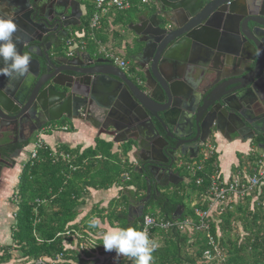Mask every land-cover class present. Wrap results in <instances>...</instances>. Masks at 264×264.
Masks as SVG:
<instances>
[{
	"label": "water",
	"instance_id": "95a60500",
	"mask_svg": "<svg viewBox=\"0 0 264 264\" xmlns=\"http://www.w3.org/2000/svg\"><path fill=\"white\" fill-rule=\"evenodd\" d=\"M0 2L16 9L15 35L22 43L20 33L35 34L41 24L35 21V10L23 14L30 0ZM149 4L138 23L129 26L137 38L132 58L144 63L143 89L108 60L83 51L69 59L51 55V48H46L40 55L33 52L38 58L32 57L28 77L10 81L0 76V122L22 124L42 117L43 123L34 130L38 132L63 120L78 121L103 130L115 144L130 145L134 154L153 147L165 158L152 173L154 182L164 188L183 182L173 169L175 154L187 148L182 155L197 159L213 130L234 129L230 136L237 134L250 143L255 138L257 148L264 151V0H149ZM78 6L81 14L72 11L68 19L83 16ZM22 43L17 47L23 54ZM9 125L0 126L1 139L11 133ZM244 132L252 135L245 137ZM22 150L26 152L25 147ZM147 186L145 199L129 208L130 219L142 217L151 201L152 180ZM183 208H178L177 219Z\"/></svg>",
	"mask_w": 264,
	"mask_h": 264
},
{
	"label": "trees",
	"instance_id": "16d2710c",
	"mask_svg": "<svg viewBox=\"0 0 264 264\" xmlns=\"http://www.w3.org/2000/svg\"><path fill=\"white\" fill-rule=\"evenodd\" d=\"M92 9L89 20L94 15V6ZM88 33L86 38H89ZM24 147L11 146L3 151L8 155ZM112 150L111 143L101 141L84 151L80 147H59L58 156L54 157L53 151L47 147L39 151L37 160H29L30 157L25 160L16 195L15 223L12 226L13 244L22 258L28 261L42 258L51 262L60 261L61 264H97L104 260L107 253L102 246V239L98 241V247L90 243L89 233L98 234L103 222H107L111 228L141 229L144 217L155 215V211L150 210L155 206L165 222L176 220L175 214L183 206V215L179 220L189 217L195 224L199 223L194 208L208 210V203L202 204L201 198L209 187V176L215 170H220L217 154L207 162L204 173L199 174L204 180L203 185L197 186L195 181L191 182L194 184V195L200 200L192 210L186 211L183 184L170 186L172 189L175 187L170 194L159 192L158 195L152 186L153 198L145 206L142 217L131 221L128 217L129 207L145 199L148 179L129 162L127 156L131 152L130 145L126 144L121 153H113ZM61 154L69 158L64 159ZM253 161V157L241 161V167L235 168L233 175L248 168V163ZM125 174L128 179H124ZM114 187H120L122 191L107 208L100 209L98 206L82 221H77L85 205V197L91 191H108ZM93 217L100 222L97 228L89 226ZM208 223L209 233L221 251L220 257L215 256L209 262L205 259L206 251L212 249L206 232L194 229L184 232L177 227L169 230L157 228L152 231V238L159 245L153 253V264H264V187L244 198L233 210L221 214L214 212ZM75 239L79 249L69 248ZM8 249H5L1 260L5 259ZM117 264H131V261L121 257Z\"/></svg>",
	"mask_w": 264,
	"mask_h": 264
},
{
	"label": "crops",
	"instance_id": "0c3cea01",
	"mask_svg": "<svg viewBox=\"0 0 264 264\" xmlns=\"http://www.w3.org/2000/svg\"><path fill=\"white\" fill-rule=\"evenodd\" d=\"M77 2L81 4V9L83 13L87 10V21L88 26L90 28L89 15L91 13V10H93L92 7L94 6L92 0H78ZM134 4L136 5V7L130 11L122 12L119 14L114 13L108 18L103 19L101 21L99 29L95 31H90V29L88 28L90 34L88 33L89 31L85 32L82 30V28L78 27V22H76V26L72 30L73 33L71 37L76 39L78 38V41L84 44L83 52L105 57V54L100 52L101 49H104L112 54L115 53L116 56H118L123 61L127 62L126 57H129L131 54L127 53L129 51L127 47L131 46L132 48H134L135 41L137 40L135 34L133 33V31H131L129 26L133 24L136 25L138 23V19L143 16V14H145L150 8L139 7L137 0H134ZM128 30H130L132 34H130ZM87 33L89 34V38H86ZM91 34L94 35V40L91 39ZM91 46H96L98 51L95 52L94 50H96V47L94 48ZM89 47H91L93 51H89ZM117 48L121 52H123V56L117 54ZM132 48L130 49L131 52L133 51ZM39 134L42 136V140L44 141L45 145H47V147L52 151L62 146H66L71 149L80 147L81 151H84L90 147L97 146L101 141L111 143L113 145V153H121V151H123L126 146V144L124 143L120 145L115 144L113 142V138L110 136H106L103 130H99L94 126L78 121L70 122L67 120H63L58 122V124L56 123L55 125H52V127L49 126L45 128ZM211 142L217 146V155L219 158L220 170L224 179L230 178L235 172L234 169L241 165V161L243 160L239 159V154H244V156L241 157L246 156V158H248L249 156H247L246 154H248L251 148H256L250 142L242 141L240 139L235 140L231 143L229 141L216 137L211 140ZM261 153H263V150L261 151ZM25 154L26 155L21 156L24 157L22 162L17 163L14 168L9 167L3 172L1 170L0 173V264H31L33 262L21 257V254L16 250L12 240V226L15 223V213L17 211V207L15 206V204L17 201L16 195L18 192V185L20 182V176L22 174L23 166L25 165L24 163H26L25 160H27V158L25 157L30 156L28 155V153ZM127 158L131 164H133L134 166L136 165L137 159H135V154L133 152H129ZM123 160L125 161V158H123ZM176 173L179 174L181 178H183V182L181 184L184 185V183L189 181L181 173L177 171ZM121 191L122 189L120 187H114L108 191H91L89 195L85 197V205L82 207V213L77 221H82L90 213V211H92L98 206L100 209L107 208L109 203L120 195ZM185 196V200L188 201L189 193H186ZM194 199L195 201L197 200L195 195ZM139 203L140 202H135V204H133L132 206L135 207ZM153 216H161L158 209L155 210V215ZM129 220L134 221V219L132 218H129ZM103 223V226L100 224L102 230L107 231L111 228L107 222ZM101 231H99L98 234L89 233L90 243L92 245H95V247L99 246L98 241L102 239V235L105 232ZM78 244V241L75 239L74 244H71L69 248L79 249ZM79 247L82 248L83 246H81L80 244ZM7 248H9L8 254L5 255L4 260H1V258L5 254V249ZM114 256L115 253H107L104 256L103 261H105L107 258H111L114 261ZM96 257H98V254H96ZM103 261L100 260L97 264H101ZM114 264H117V262L114 261Z\"/></svg>",
	"mask_w": 264,
	"mask_h": 264
},
{
	"label": "built area",
	"instance_id": "2783aa9c",
	"mask_svg": "<svg viewBox=\"0 0 264 264\" xmlns=\"http://www.w3.org/2000/svg\"><path fill=\"white\" fill-rule=\"evenodd\" d=\"M94 9L95 13L90 20V30L95 31L100 28L101 21L105 18H108L114 13H122L132 10L136 5L134 0H94ZM142 5L149 4V0H141ZM91 39L94 40V35H90ZM83 43L78 41V38L71 37L66 46L68 48V56L72 57L77 51H83ZM101 53L105 54V57L115 66L119 67L121 70L125 71L128 68L127 62L120 59L115 53L107 52L104 49H101ZM65 130V129H64ZM42 149H47L42 140V136L39 134L36 136L33 147L30 152V159L35 161L38 159L39 151ZM58 148L53 150L54 157L58 156ZM217 146L212 142H207L201 146L199 155L195 160H189L185 163H180V167H183L186 170L188 176H192L197 186H202L204 180L202 177H199V174L204 173L206 169L207 162L217 154ZM61 157L68 159L69 156L61 154ZM254 161L248 163V168L239 170L235 175H232L228 179H224L221 170H215L210 176V184L207 189L205 196L201 198L202 204L208 203L207 211H200L197 208H194V214L199 219V223L195 224L192 218H185L184 220H173L165 222L163 217H154L153 215H147L148 217V232L149 236L152 238V231L154 229L169 230L173 227H177L181 231L187 230H197L203 231L208 234V244L212 249L206 251L205 259L207 262L215 258V256L220 257L221 251L217 244L215 243L213 237L209 233L210 224L208 223L209 217L216 211L220 214L233 210L234 206L239 202H242L244 198L254 194L258 189L264 187V151L260 154H255L253 156ZM124 179H128V175L124 176ZM191 181V182H192ZM200 201V200H199ZM194 205L196 206L198 202ZM145 217L141 223V229L145 225ZM31 264H61L60 261H47V259H38L33 261ZM101 264H114V261L111 258H107Z\"/></svg>",
	"mask_w": 264,
	"mask_h": 264
},
{
	"label": "flooded vegetation",
	"instance_id": "af4514ba",
	"mask_svg": "<svg viewBox=\"0 0 264 264\" xmlns=\"http://www.w3.org/2000/svg\"><path fill=\"white\" fill-rule=\"evenodd\" d=\"M77 1L78 0H37L35 2V0H30V7L24 9L23 14H28L35 10L33 14V16H35V21L41 22V24L35 28L36 31L33 36H22V34L20 33V36L23 37L22 39H24L23 43L21 42V40H19V42L22 43L24 46L23 53L28 52V47H32V50L34 49L37 55H40L41 53L45 52L46 48H51V50L49 51V54L51 55L55 54V56H65L69 59H74L80 51L74 53L72 57L68 56V48L66 52L64 51V45H66L67 41L71 38V35L73 33L72 30L74 29V27L64 28V26L69 24H75L76 22H78L77 24L80 26V28H82L83 31H89L87 21V10L83 13V16L79 19V21L68 19L72 11H74L78 15L81 14L78 6L79 4L81 7V4ZM67 6H70V9L66 10ZM0 12H2L3 15L7 14L14 17L16 9L3 5L0 2ZM58 15L60 17H58ZM45 17L48 18V20L45 19ZM39 38L42 39L41 42L37 41ZM27 43L29 44L28 47L26 45ZM41 44H43V47L40 49L39 46ZM134 52L135 51H132L129 56L131 61L130 65L128 66V69L122 71L127 74L129 79L135 85L143 89V86L145 84V73L143 72L142 67L144 63L141 61L135 62L133 60L132 57L134 56ZM32 57L36 59L38 58L34 55H32ZM96 58L108 60L106 57H101L100 55L96 56ZM42 63H44V61H42ZM2 92L5 94L8 93L7 90H3ZM41 123H43L42 117H39L37 121L35 120V122L23 121L22 124H18V122L15 120H4L0 122V126H8L10 124L9 130L11 131V133L6 135L7 137L2 139L0 137V165L2 167V172L8 169L9 167L14 168L17 163L23 161L24 157L21 156L26 155L25 153H28L29 148L31 149V145L35 140L36 136L39 135V133L42 132L45 128L50 126L46 125L40 131L34 132V130L39 125H41ZM233 130L234 129L227 130L223 128V133H217L216 130H213L208 141L211 142V140L216 137L228 141L227 138L230 136V133ZM161 132L164 133L163 131ZM244 134L245 137H250L252 135V132H244ZM230 137L232 141L229 142L231 143L238 139L242 140L241 138H238L237 134L231 135ZM122 138L123 137H121V139ZM170 143L172 147L176 146V143L174 141H170ZM251 143L255 144V138H253ZM11 146H25L26 152L24 153L22 149H16L12 153L5 155L3 149L9 148ZM186 149L187 148H184V150L182 151L181 148L180 151L175 154V157H178L177 162L173 165V169L175 172L177 171L175 169L176 167L180 168L178 165H180V163L184 161L183 159L188 158L182 155V152H184ZM155 150L159 152L158 148H155ZM135 159H137L135 169L147 179L152 180V186L154 187L153 189L155 190L156 195H158L157 193L159 192H163L162 187L154 182L152 173H157L156 169L154 168V165H161L159 162H165V158L160 153L154 152L152 147L151 151L149 152L145 151L141 153L139 151L138 153H136ZM2 161H5V164H2ZM167 164H170V162H168ZM138 205L139 204H137L135 207H137ZM133 215L135 217L137 216L135 213H133Z\"/></svg>",
	"mask_w": 264,
	"mask_h": 264
},
{
	"label": "clouds",
	"instance_id": "9594fccd",
	"mask_svg": "<svg viewBox=\"0 0 264 264\" xmlns=\"http://www.w3.org/2000/svg\"><path fill=\"white\" fill-rule=\"evenodd\" d=\"M18 25L11 15H0V76L15 81L30 75V64L34 49L21 53L18 50L19 37L15 34ZM99 220L93 217L89 221L91 228L99 227ZM102 246L106 253H115L114 261L127 258L131 264H153V253L159 247L157 241L149 236L148 217L142 229L115 226L102 235Z\"/></svg>",
	"mask_w": 264,
	"mask_h": 264
},
{
	"label": "rangeland",
	"instance_id": "374dc122",
	"mask_svg": "<svg viewBox=\"0 0 264 264\" xmlns=\"http://www.w3.org/2000/svg\"><path fill=\"white\" fill-rule=\"evenodd\" d=\"M138 1V4H139V7H141V8H145V7H150L151 5L150 4H147V5H142L141 4V0H137ZM128 32L130 33V34H132V32L130 31V30H128ZM72 36V35H71ZM105 45V44H104ZM91 47H96V46H91ZM91 47H89L88 48V50L89 51H93L92 49H91ZM119 48V47H118ZM116 49V52H117V54H119L120 56H123L124 54H123V52H121L119 49ZM128 49H129V51L127 52V53H131V51H130V49L132 48L131 46H129V47H127ZM64 51L66 52L67 51V47H66V45H64ZM95 52H97L98 50H97V47H96V50H94ZM126 60H127V62H128V66H129V64H130V61H131V59H130V57H126ZM128 68V67H127ZM53 127H55V126H53ZM34 142V141H33ZM254 146H256L255 144H254ZM32 147H33V143H32V145H31V149L29 148V151H28V155H30V152H31V150H32ZM261 151H262V149H259V148H257V146H256V148L255 149H253V148H251L250 149V151L248 152V154H246L247 156H249V157H253L255 154H260L261 153ZM239 156H240V158L239 159H241V160H243V162L245 161L244 159H246V156L245 157H241V156H244V154H239ZM26 158V157H25ZM184 161H182V162H187V161H189L190 159H188V158H186V159H183ZM179 166V165H178ZM180 167V166H179ZM176 170H177V172H179V173H181L185 178H187L189 181L188 182H186V183H184V186H185V193H189V199H188V201H185L184 202V205H185V207H186V211L187 212H189V210H192V208H193V206L197 203L196 201H195V199H194V194H195V192H194V184L193 183H191V181L193 180V178H192V176L190 175V176H188L187 175V173H186V170L183 168V167H180V168H178V167H176L175 168ZM175 188V187H174ZM173 188V189H174ZM173 189L171 188H162V190H163V192L164 193H166V194H170L171 193V191H173ZM191 193H192V197H191ZM192 198V199H191ZM154 208V209H153ZM152 209H151V211L153 210V211H155V210H157L158 208L155 206V207H153Z\"/></svg>",
	"mask_w": 264,
	"mask_h": 264
}]
</instances>
